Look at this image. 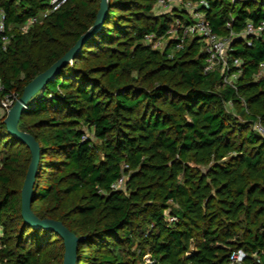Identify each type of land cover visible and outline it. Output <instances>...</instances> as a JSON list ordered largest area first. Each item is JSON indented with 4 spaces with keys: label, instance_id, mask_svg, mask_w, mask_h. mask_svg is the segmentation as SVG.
<instances>
[{
    "label": "trees",
    "instance_id": "obj_1",
    "mask_svg": "<svg viewBox=\"0 0 264 264\" xmlns=\"http://www.w3.org/2000/svg\"><path fill=\"white\" fill-rule=\"evenodd\" d=\"M157 1L109 0L104 27L22 116L20 129L42 146L34 211L81 237L78 264L93 259L85 245L101 256L97 264H137L136 254L127 259L120 249L135 245L144 222L141 236L154 264H234L231 255L239 250L247 254L244 264H259L256 254L264 264V136L253 129L264 125V81L255 77L264 62V30L250 38L251 46L233 40L231 54L243 60L242 72L224 83L239 70L206 75L200 37L190 38L173 59V44L161 52L147 43L183 17L176 11L152 15ZM191 1L208 2L202 11L222 37L264 22V0ZM48 3L0 0L11 39L4 50L0 38V99L10 91L21 97L94 25L100 9V0L95 8L69 0L31 33L16 31ZM124 39L135 42L132 49L120 50ZM92 50L106 64L89 67ZM133 71L145 73L139 79ZM227 105L238 107L245 120ZM5 118L0 147L15 151L0 154L1 169L24 171L25 182L32 154L8 134ZM123 165L126 185L115 191ZM10 184L0 170V264H64V240L25 224L23 185L16 191ZM168 216L179 220L170 224ZM55 244L61 247L52 249Z\"/></svg>",
    "mask_w": 264,
    "mask_h": 264
},
{
    "label": "built area",
    "instance_id": "obj_2",
    "mask_svg": "<svg viewBox=\"0 0 264 264\" xmlns=\"http://www.w3.org/2000/svg\"><path fill=\"white\" fill-rule=\"evenodd\" d=\"M68 1L69 0H49V6L44 11H42L41 14L28 19L25 25L20 27L21 32L25 33V31L30 27L43 23L44 20L48 19L51 15L55 14L58 10L65 6ZM157 2L166 13H172L173 11H176L183 17H174L175 19L173 24L165 36L157 39L155 36H149L147 38V43L150 45L163 43L165 45V49L170 44H173L174 48L171 50L172 52L169 56L170 58L172 57V53L175 51L184 49L186 42L190 38L200 37L203 43V49L207 53L206 68L204 73L207 75L208 73L217 71L219 67H222V74H224L225 72H228L231 67H235L239 70V72L233 74L232 76H230L228 73V76L225 77L227 81H231L226 83L232 84V81L241 74L243 67V60L241 58H234L231 54L233 51V40L241 37L246 41L248 46H251L252 41L250 38L261 34V31L264 30V22L258 27L248 24L246 29L239 35L231 32L230 35L222 37L213 31L210 22L202 11V8H205V6L208 5L207 1L195 2L191 0H158ZM9 30L6 13L0 8V38L2 39L4 50L7 49L9 43L11 42ZM259 65V72L255 77L256 79L264 81V62L260 63ZM0 89L2 90L1 86ZM19 99L20 95L16 91H10L3 95V97L0 99V109L4 114L3 117L7 116L10 108L13 107ZM253 129L264 136V125L261 122H258ZM85 138L88 137L86 136ZM122 168V176L112 183V189L115 191L123 190L126 185L125 183L128 176L126 175L125 171L127 170L128 165H123ZM178 220L179 219L175 216H168V221L170 224H174L178 222ZM246 257L247 254L242 250L233 252L230 258L231 263L244 264ZM254 258L256 259L257 263L263 264L261 263V258L258 254L254 255ZM154 263L155 261L153 260L151 254H149L142 264Z\"/></svg>",
    "mask_w": 264,
    "mask_h": 264
},
{
    "label": "water",
    "instance_id": "obj_3",
    "mask_svg": "<svg viewBox=\"0 0 264 264\" xmlns=\"http://www.w3.org/2000/svg\"><path fill=\"white\" fill-rule=\"evenodd\" d=\"M109 12V0H100V9L94 25L81 35L75 46L65 53L54 65L26 85L23 95L10 108L4 120L8 134L26 145L32 154V160L28 167L29 171L21 194V217L28 227L46 232H54L64 240V264H78L79 246L82 239L73 233L64 222L52 218L41 219L36 215L33 202L43 155L42 146L36 137L20 129V120L30 106V103L43 93L46 89L45 87L59 76L63 68L72 64L81 55L82 50L91 41L93 36L101 31L107 22Z\"/></svg>",
    "mask_w": 264,
    "mask_h": 264
},
{
    "label": "rangeland",
    "instance_id": "obj_4",
    "mask_svg": "<svg viewBox=\"0 0 264 264\" xmlns=\"http://www.w3.org/2000/svg\"><path fill=\"white\" fill-rule=\"evenodd\" d=\"M82 1H84V4H86V3L91 4V6L93 8L97 7V5H99L98 4L99 3V0H82ZM79 7H80V9H81L82 12L87 11V9H84L81 6H79ZM164 13H166V12L163 11V9L159 6V4L157 2L156 5L153 8L152 15L156 16V15H161V14H164ZM34 27L35 26L30 27L29 29H27L25 31V33L21 32L20 28L16 29V31L22 33V35H25V34L31 33V30ZM11 29L15 30L14 28H11ZM54 36L57 39L58 38L61 39L62 34H60L59 32L58 33L55 32L54 33ZM124 40H126V39H124ZM125 44L126 45L124 47H122L120 50H124V48H126V49H130L131 48L132 49L133 48L132 46L135 45V42H131L130 40H126ZM151 47L154 50H156V51L158 50V51L164 52V50H165V45L163 43L162 44L161 43L160 44L157 43V45L151 44ZM176 52H178V51H175L174 53H176ZM35 53L38 54V50H35ZM90 53L92 55L89 56L91 58V60L88 63L89 67H92V66L94 67V66H97V65H104V64H106V60H104V57L99 56V58H97V57L95 58L94 53L101 54L97 50H92ZM174 53H172V57H170L171 59L174 58L173 57L174 56ZM218 70L221 71V72H223L222 67H219ZM144 73L145 72H141V74L139 75L137 72H134L133 71V72H130L129 74H130L131 77H136L137 76V77H139V79H141V77L143 76ZM226 82H231V81H227V79H224V83H226ZM0 84H1V79H0ZM143 86L145 88L148 87V85H146L144 83H143ZM227 110L232 115H234V117L237 118V120L239 122H242V121L245 120V116L242 115V113L240 112V109L238 107H235L233 105H227ZM1 112H0V121L3 118V115H4L3 112L2 113ZM34 122L35 121L33 119L29 120V123H32L33 124ZM90 136H91L92 139H94V136H92V135H90ZM12 151H15V149H12L11 150L9 148H6L5 146H1L0 147V154H2L3 152L8 153V154H11ZM1 168H2V164H1V159H0V170L5 175H7L10 178V180H11V184L8 187H10V188H12V190L14 189L16 191L22 189V185H23V182H24V179H25L24 171L22 172V171L18 170L16 172H14V171L8 172V171L2 170ZM142 225H143L142 226V229H139L138 228L136 230L137 236H136V243H135V245L131 247V246H128V245L125 244L120 249V250H122L125 253L127 259L130 258L131 254L132 255L133 254H136L135 255V258L137 259V264H142L145 261L147 255L150 254V251H149L150 249H148V247H147L148 246L147 245L148 243H147V241L144 240L145 238L143 236H141L142 232L144 230H146V223L144 222V223H142ZM2 232H3V229L0 226V235L2 234ZM139 244H142L141 245L142 247H139L140 246ZM52 247H53L52 249H59L61 247V244H55ZM82 249L84 251H86L85 252L86 256L93 258L91 260H88L89 261V264H97L98 263V261H99V259H100L101 256L99 255L98 252H96L94 250V248H92L89 245L88 246L85 245V246H83Z\"/></svg>",
    "mask_w": 264,
    "mask_h": 264
},
{
    "label": "crops",
    "instance_id": "obj_5",
    "mask_svg": "<svg viewBox=\"0 0 264 264\" xmlns=\"http://www.w3.org/2000/svg\"><path fill=\"white\" fill-rule=\"evenodd\" d=\"M0 112H1V109H0ZM2 113V112H1Z\"/></svg>",
    "mask_w": 264,
    "mask_h": 264
}]
</instances>
